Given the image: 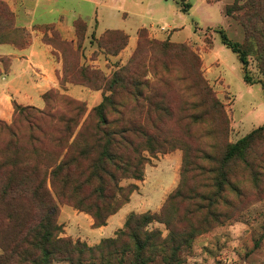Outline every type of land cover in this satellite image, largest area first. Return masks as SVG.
Wrapping results in <instances>:
<instances>
[{
    "label": "rangeland",
    "instance_id": "obj_1",
    "mask_svg": "<svg viewBox=\"0 0 264 264\" xmlns=\"http://www.w3.org/2000/svg\"><path fill=\"white\" fill-rule=\"evenodd\" d=\"M100 1L104 6L98 8L90 0H59L57 4L66 5L72 16L81 14L94 25V10L101 16L108 4L116 3ZM120 1L116 6H123L127 16L121 11L116 12L117 21L98 18L92 32L78 19L74 21V40L62 39L54 27H40L44 39L63 52L72 73L78 64L89 70L90 86L81 82V75L70 73L68 79L74 86L51 92L47 106L30 110L35 114L38 110L53 112L55 119L32 121L29 116L16 114L10 121L0 120V163L12 162L19 157L18 152L27 150L25 142L20 149L7 145L12 139L10 125L21 132L23 141L29 133L40 137L37 163L47 153L60 151L48 138L58 137L55 129L68 123L75 129V121H80V129L85 122L84 145L90 143L89 135L98 119L94 108L110 95L114 103L105 99L106 115L117 125L132 121L133 127L144 130L145 134H137V141L146 159L141 180L115 169L107 160L101 162L114 169L119 185L124 187L114 189L108 203L120 201L129 186L136 184L130 202L117 217L132 211L159 215L163 210L146 227L152 237L150 243H155L147 247L146 257L151 256L146 264H264V89L255 82L262 76L257 49L264 46V0ZM141 25L146 26L138 29ZM221 31L247 50L246 69L255 83L244 79V65L238 53L223 43ZM28 33L22 30L10 35L8 29H0L4 40L18 44H25ZM88 87H99L98 96ZM254 130L243 154L227 159L228 148ZM95 152L82 159L85 173L72 176L79 192H65L73 186L64 185L60 177L55 184L48 179L60 212L62 207L57 217L63 226L62 237L86 241L90 231L82 216L90 214L75 208L73 201H81L85 207L101 198L95 178H89ZM4 180L1 171V186ZM4 206L0 201V213L7 215ZM74 209L81 212L78 218L67 215ZM19 215V211H12L11 216ZM72 218L82 230L75 229ZM140 233L145 240V227ZM111 234L106 231L103 236L117 239L109 251L112 264H131L136 243L128 229ZM96 258L84 264H99ZM48 264L71 263L54 255Z\"/></svg>",
    "mask_w": 264,
    "mask_h": 264
},
{
    "label": "trees",
    "instance_id": "obj_2",
    "mask_svg": "<svg viewBox=\"0 0 264 264\" xmlns=\"http://www.w3.org/2000/svg\"><path fill=\"white\" fill-rule=\"evenodd\" d=\"M3 16H11L12 18L11 20L4 19L2 18ZM40 27L55 28L53 24ZM0 29H8L10 35L27 30L16 25L15 14L4 0H0ZM143 31V28L139 31L140 36L143 35ZM221 33L223 43L238 53L245 68L244 79L251 83L259 82L264 89V46L260 45V48L257 49V58L262 76L254 82L250 79L246 69L248 65L247 50L241 43L229 39L225 32L221 31ZM29 34L25 44H18L13 40H4L5 36L2 35H0V42H11L23 47L31 40V35ZM61 54L63 57L62 88L67 83H70L69 81H73L68 78H71L70 75H74V73L81 75V82L90 86L88 83L90 80L89 70L78 64L75 66V72L72 73L66 66V58L63 52ZM88 88L93 90L100 89L99 87ZM57 91L58 89H50L44 94V106L48 105L50 93ZM105 99L106 102L112 101L114 103L109 95L105 96L103 101L94 108L98 111V119L95 121L89 135L90 143L84 145L86 140L84 134L85 122L80 129H78L80 121H75V129L72 124L68 123L67 126L64 125L55 129L59 134L58 137L50 135L48 138L51 142L57 144L60 151L47 153V157L39 163L35 161V155L40 151L39 145L41 144L38 143L40 142V137L35 133H29L26 135L27 140L23 141L21 132L10 125L12 139L7 145L11 144L14 148L20 149L22 143L25 142L27 150L18 152L20 153L19 157L12 162L5 160L0 163V172L2 171L5 174V180L2 186L0 185V201L5 205L2 209L8 212L7 215L0 213V264H48L54 255H60L71 264H84L85 261H89V259L95 258V255H97L99 258L96 259L100 260L99 264H112L111 257L113 254L109 251L110 247L115 246L117 239L106 237V239L100 240L98 245H89L87 241L81 239L73 240L71 237L60 236V233H63L62 223L57 222L60 208L48 186V179H50L52 184H55V179L60 177L64 185L71 184L73 186L70 191L66 190L65 192H70L71 194L79 192V186L77 183L74 184L72 176L76 173L83 175L85 172L81 164L82 159L84 156L94 155V151H97L93 157L95 161L90 165L92 171L89 178H95L96 189L101 198L94 199L90 205L85 207L82 206L83 202L73 201V206L79 211L89 213L93 218V226L99 227L105 225L112 214L130 201L131 193L138 188L136 184L129 186L126 195L122 196L123 198L120 201L114 205L108 203L112 191L114 189L123 190L124 187L119 185L114 169L102 165L101 162L107 160L113 164L115 169L126 171L129 177L139 180L143 179L144 169L142 166L146 158L142 150L139 151L137 134L139 131L142 134L145 133L141 127H133L132 121L117 125V121L110 120L105 113ZM35 106L14 103L12 119L16 114L29 116L32 121H39L44 117L50 120L56 118L53 112L44 110H38L39 112L36 114L30 112ZM76 107L78 109L80 105ZM70 121L74 120L70 119ZM37 128L45 133L43 127L37 126ZM64 133H67L66 137L63 135ZM254 133L255 130L232 144L227 150L226 158L231 159L236 155L243 154ZM178 192L179 190L176 191V193ZM13 210L19 211L20 215L16 218L11 216ZM159 215L147 212H131L127 216L124 225L117 230L128 229V234L136 243L131 264H146L149 260L151 255L149 254L146 257V253L149 250L147 247H151L155 243H150L152 237L150 232L146 231V227ZM144 227L145 232H147L145 240L140 236V230ZM158 240L160 241V239Z\"/></svg>",
    "mask_w": 264,
    "mask_h": 264
},
{
    "label": "crops",
    "instance_id": "obj_3",
    "mask_svg": "<svg viewBox=\"0 0 264 264\" xmlns=\"http://www.w3.org/2000/svg\"><path fill=\"white\" fill-rule=\"evenodd\" d=\"M4 1L14 12L16 25L26 28L29 30L31 35L30 42L23 47L17 46L11 42H0V119L5 121H10L12 119L14 103L21 105L41 106L45 102L44 94L48 90H63L61 84L63 75L62 54L51 43L44 39L45 33L40 29V26L53 24L62 39L74 40V38H76L74 21L78 18L84 20L88 26V31H91L93 26L96 30V27L99 23L98 18H101L102 21L105 18V20L112 22L117 21L115 20L116 12L122 11L124 17L129 14L128 11L123 8V6H116L118 0H115L116 3L108 4V6L104 9L105 12L103 11V15L101 16L98 15L97 9L96 11L94 10V17L93 15L91 17H93V20H95L96 23L93 25L91 24L92 21L90 22L89 19L83 18L81 14H78V16H72V10L67 8L66 5L57 4L59 0ZM126 1L127 0H121L120 2L123 3ZM90 2L95 8H98V6H104V2L100 0H90ZM52 14L57 15L55 18H51L50 16ZM142 26L146 25H141L138 27V29ZM66 86L70 88L74 85L67 83ZM77 88H79L80 91L83 89L81 86H77ZM86 89L92 91L93 93L91 94H94L96 97L100 92V90ZM68 93L73 95L70 92ZM83 98L87 100L91 99V97ZM119 210L108 218V221L105 225L99 227L93 226V218L90 215H82L84 219H86V225L89 226L90 230L86 237H82H84L89 244H96L101 240V238L106 237L103 236L106 231H112L111 235H113L124 225L127 216L131 213L130 212L125 217L123 215L117 217ZM69 213H72L71 217L78 218L81 212L74 209L72 212H67L68 216L71 215ZM61 214L62 207L60 216ZM72 219L73 220L71 222H73L76 226L75 229L77 231L82 230L81 224L74 221V218ZM113 220L115 223L112 225V227L108 228V225ZM69 234L71 236L75 235L71 233ZM75 236L80 237V234Z\"/></svg>",
    "mask_w": 264,
    "mask_h": 264
}]
</instances>
